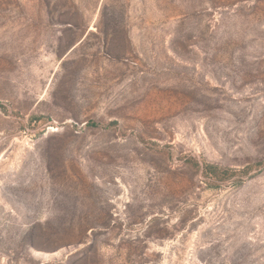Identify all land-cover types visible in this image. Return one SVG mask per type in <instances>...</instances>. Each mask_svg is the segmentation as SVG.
I'll list each match as a JSON object with an SVG mask.
<instances>
[{
	"label": "rangeland",
	"instance_id": "374dc122",
	"mask_svg": "<svg viewBox=\"0 0 264 264\" xmlns=\"http://www.w3.org/2000/svg\"><path fill=\"white\" fill-rule=\"evenodd\" d=\"M0 264H264V0H0Z\"/></svg>",
	"mask_w": 264,
	"mask_h": 264
}]
</instances>
